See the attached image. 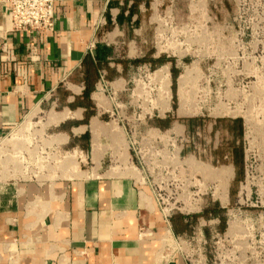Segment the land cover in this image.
<instances>
[{"label":"crops","instance_id":"crops-1","mask_svg":"<svg viewBox=\"0 0 264 264\" xmlns=\"http://www.w3.org/2000/svg\"><path fill=\"white\" fill-rule=\"evenodd\" d=\"M3 1L0 264H248L223 255L239 224L203 216L232 215L230 150L213 144L214 165L177 146L205 128L186 92L202 85L206 43L225 40L206 0H54L48 33L12 32Z\"/></svg>","mask_w":264,"mask_h":264},{"label":"rangeland","instance_id":"rangeland-1","mask_svg":"<svg viewBox=\"0 0 264 264\" xmlns=\"http://www.w3.org/2000/svg\"><path fill=\"white\" fill-rule=\"evenodd\" d=\"M206 4V18L212 21L209 31L225 40L206 43V57L201 64L202 85L199 90L186 92L198 102L199 108L203 107L195 118L204 120L205 128L200 134L201 142L194 135L197 149L193 150V145L185 149L201 154L206 161L215 159L212 160L214 165L220 164L217 155L215 158L209 151L213 144L218 153L221 148L226 151L231 136L219 128L211 129L209 136L207 127L218 117L224 116L222 121L241 120L242 136L238 145L242 150V164L238 196L231 206L232 215L219 211L216 224L210 226L223 227L227 221H235L241 235L232 240L230 246L222 247L223 255L232 252V258L241 259L245 254L246 263L264 264V0H206ZM189 56L180 66L189 67L195 63L193 56H197V49H191ZM174 98L176 106V94ZM225 125L226 122L217 127ZM215 131L218 134L214 138ZM14 134L16 132L12 136ZM180 145L183 143H177ZM1 160L6 159L2 157ZM212 247L215 246L211 245V251Z\"/></svg>","mask_w":264,"mask_h":264},{"label":"built area","instance_id":"built-area-1","mask_svg":"<svg viewBox=\"0 0 264 264\" xmlns=\"http://www.w3.org/2000/svg\"><path fill=\"white\" fill-rule=\"evenodd\" d=\"M3 3L6 5V11L10 16V30L12 32L48 33L53 31L56 22L54 0H4ZM194 135L199 140L202 138L198 132ZM194 135L192 138L183 139L182 143L187 148H189V145H193L192 149L196 150L197 147L193 141L195 139ZM42 155L44 156V154ZM157 199L163 206L167 204V200H165L167 198L157 195ZM190 242L192 243L193 240H190ZM169 244L175 246L176 251L181 252L183 240L181 237L172 235ZM215 264H220V261H216Z\"/></svg>","mask_w":264,"mask_h":264},{"label":"trees","instance_id":"trees-1","mask_svg":"<svg viewBox=\"0 0 264 264\" xmlns=\"http://www.w3.org/2000/svg\"><path fill=\"white\" fill-rule=\"evenodd\" d=\"M162 61V60H161ZM176 71L172 70V76L173 79L176 77ZM221 123H224L223 121ZM222 130L227 131L229 135L232 137V141L230 145L228 146V149L230 150V157L233 161V166L235 168V179L233 184H238L241 180V164H242V150L239 145L234 144V140L240 141L242 136V124L241 120H234L231 124H227L225 126H221ZM233 194V192H231ZM217 209H206L203 216H206L208 214L215 215L217 214ZM173 222V229L175 232H181L185 230V225L183 224L182 218L180 216H175L172 219Z\"/></svg>","mask_w":264,"mask_h":264}]
</instances>
